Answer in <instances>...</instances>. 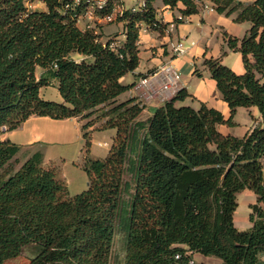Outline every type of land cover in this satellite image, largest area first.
<instances>
[{"label": "trees", "instance_id": "16d2710c", "mask_svg": "<svg viewBox=\"0 0 264 264\" xmlns=\"http://www.w3.org/2000/svg\"><path fill=\"white\" fill-rule=\"evenodd\" d=\"M36 1L44 9L30 10L27 0H0V264L31 245L38 251L30 264H110L118 232L126 241L124 264H205L195 255L221 264H264V0H163L179 11L175 24L201 12L205 2L236 24L248 23L242 40L226 34L246 71L238 75L220 58L204 60L230 108L228 119L204 104L176 106L191 97L180 90L144 122L137 121L145 107L135 98L116 99L134 86L121 79L140 66L142 29L165 35L156 0H144L139 10L112 22L123 23L125 36L113 47L94 30L79 28L84 9H68L66 0ZM114 3L98 16L109 14ZM54 81L62 102L41 95ZM252 107L260 126L242 138L219 131L235 125L239 108ZM32 116L86 120L81 168L87 190L70 196L60 170L45 167L40 152L15 167L21 146L2 136ZM98 124L95 130L113 128L117 136L107 157L92 159L89 129ZM139 141L127 207L124 172L131 145ZM245 190L256 203L249 206L251 228L241 231L235 214Z\"/></svg>", "mask_w": 264, "mask_h": 264}, {"label": "crops", "instance_id": "0c3cea01", "mask_svg": "<svg viewBox=\"0 0 264 264\" xmlns=\"http://www.w3.org/2000/svg\"><path fill=\"white\" fill-rule=\"evenodd\" d=\"M135 1H138L140 5L137 6L134 3ZM243 1L251 2L253 0ZM124 5L126 11H131L134 8L139 10L144 5V0H125ZM155 7L158 21L167 25L165 35L161 36L158 32H152L147 28L142 29L139 42L140 66L134 73H131L133 80L130 84L126 83L127 75L121 79V83L132 85L140 78V75L152 74L162 65L171 64L182 74L179 90H184L191 96L184 101H177L176 106L195 108V104H199V106L204 104L208 108L218 110L225 119H228L230 108L223 100L208 67L204 65V60L220 58L224 66L238 75L244 74L246 69L242 54L236 50H230L228 46L229 39L226 34L234 39L242 40L248 34L250 26L236 24L232 18L218 14L212 3H210L208 12L203 13L201 11L196 15L187 17L181 24H175L174 22L176 18L181 16L177 9L172 10L164 4L163 0H156ZM179 8L182 9L183 6L179 5ZM78 26L82 30H94L96 34L100 35L102 42L112 41V44H120L125 41L123 23H104L98 20L96 16H91L86 10L84 11V18L78 21ZM178 44L183 45L185 50L183 54L178 55L174 51ZM224 52H226V55H224ZM196 71L199 75L196 74ZM55 83L54 81L53 85ZM46 88L41 90L42 97H44L43 92ZM134 98L138 99L137 93L130 89L116 99V104ZM55 102H62V98L61 101ZM162 105L163 103L158 101L144 105L145 109L137 121L144 122L148 120L153 116L152 110ZM233 122L235 125L231 127L219 126V131L224 135L242 138L253 128L260 126L262 118L256 107L239 108ZM85 123L86 120L83 121L80 118L54 120L49 117L32 116L17 130L6 132L2 139L10 140L21 146L17 158L22 162L37 152L43 154V165L45 167H50V162L62 161L60 177L66 182L68 191L72 194L70 196H74L78 194L77 190L79 189L77 188L79 186L76 185L75 179H70L69 176L74 174L71 170L74 167L82 170L84 147L82 126ZM98 126L99 124L89 130L95 131ZM104 146H108V144L105 143ZM76 175H78L80 186L83 188L84 178L82 174ZM247 200L249 209L250 205L256 203V196L254 195L253 198ZM195 256L201 257L199 255ZM198 262L203 261L199 260ZM217 264H221L220 260L217 261Z\"/></svg>", "mask_w": 264, "mask_h": 264}, {"label": "rangeland", "instance_id": "374dc122", "mask_svg": "<svg viewBox=\"0 0 264 264\" xmlns=\"http://www.w3.org/2000/svg\"><path fill=\"white\" fill-rule=\"evenodd\" d=\"M137 6L140 5L138 1L134 2ZM27 6L30 10H42L44 9V5L41 2H38L36 0H27ZM84 14V13H83ZM83 19V18H82ZM249 25L248 23H244ZM250 26V25H249ZM72 57L74 59L79 58V54H72ZM41 71H39V74ZM133 80V77L130 74L126 77V83L130 84ZM43 98L47 100H54V101H61V96L58 91V85L55 83L51 87H47L44 89L43 92ZM194 107L197 109L199 108V104H195ZM156 108L152 110L153 114L155 113ZM144 131L141 133V138L144 135ZM84 134V133H83ZM117 133L116 130L113 128L104 129L101 131L95 130L90 132V140H91V148H90V158L92 159H102L108 156L110 150L112 149L113 145L115 144ZM84 140V138H83ZM107 143L108 146H104V144ZM84 146H85V140H84ZM140 141L131 145L132 149L130 151V161L126 165V169L124 172V182L128 184L129 191L125 192L123 194V205H126L128 207L129 202L131 201V196L134 192V180H133V173L131 172V164L132 161L136 159L137 153L139 151ZM72 148V147H71ZM84 148V147H83ZM264 160V159H263ZM22 160H17V163L15 164V167L18 168L22 164ZM53 165V167H56L61 171L62 168V161L61 162H50ZM72 172H74V176L70 175V179H75L76 185L79 186V190H77V193L80 194L83 191L87 190L88 187V177L86 173L83 170H80L77 167H74L71 169ZM77 170V171H76ZM76 174H82L84 178V184L83 188L80 186V180L78 179V175ZM81 187V188H80ZM81 189V190H80ZM76 193V194H77ZM70 194V192H69ZM72 195V194H70ZM254 194L250 190H245L244 192L238 194V203L239 207L235 214V225L238 229L241 231H247L251 228V223L249 221V209H248V200L249 198H253ZM126 241L124 240V235L121 232H118L114 238L113 248H112V254L110 258V264H124L125 255H126ZM37 247L35 246H27L25 247L19 257L10 259L6 261L4 264H30L31 260L36 256L37 254ZM201 258V259H199ZM193 260L198 262L199 260L203 261L205 264H217L218 259L212 258V257H197L194 256ZM221 262V261H220Z\"/></svg>", "mask_w": 264, "mask_h": 264}, {"label": "built area", "instance_id": "2783aa9c", "mask_svg": "<svg viewBox=\"0 0 264 264\" xmlns=\"http://www.w3.org/2000/svg\"><path fill=\"white\" fill-rule=\"evenodd\" d=\"M124 1L115 0L111 12L105 17L98 16V13L107 8L110 0H66V7L72 10L85 9L91 16H96L98 20L104 23H112L126 11ZM208 10H210V2H205L202 12L206 13ZM136 11L135 8L131 10V12ZM82 18H84V14L77 16L78 21H81ZM174 51L178 55L185 52L182 44H178ZM181 80L182 74L177 68L171 64H164L154 73L138 78L132 89L137 93L138 99L136 100L142 106L154 103V101L165 104L178 95Z\"/></svg>", "mask_w": 264, "mask_h": 264}]
</instances>
